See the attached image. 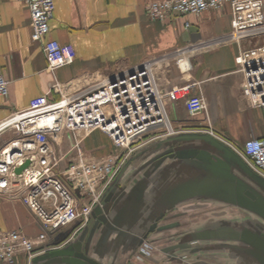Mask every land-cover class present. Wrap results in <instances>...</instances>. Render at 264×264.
I'll list each match as a JSON object with an SVG mask.
<instances>
[{
    "label": "crops",
    "instance_id": "0c3cea01",
    "mask_svg": "<svg viewBox=\"0 0 264 264\" xmlns=\"http://www.w3.org/2000/svg\"><path fill=\"white\" fill-rule=\"evenodd\" d=\"M53 1L54 10L48 21L46 39L70 45L73 47V56L66 64L51 70L42 44L31 39L27 5L19 0H0V74L9 82L7 97H0V123L13 112L28 108L34 98L45 96L48 100L57 101L104 77L153 60L154 73L162 91L175 85L192 84L191 93L202 96L206 104L205 111L191 115L182 99L166 100L168 116L176 132H197L199 128L211 126L217 135L227 141L242 140L248 136L245 125L251 117L248 111L251 105L243 95V74L237 70L235 63L239 46L236 41L224 39L231 31L232 14L228 5L221 9L205 10L200 15L174 13L163 20L152 21L146 14V5L153 0ZM186 21L189 22L187 28ZM189 27H196L198 32L190 33ZM251 44L253 41L247 39L241 40L240 45ZM177 59L182 61L177 62ZM165 135L163 128L150 130L147 135L149 141L134 151L128 158L131 159L129 164L124 169L125 163L122 165L103 193L105 196L122 172L115 184L114 196H117L115 201L107 204V212L112 219L118 217L125 231L139 229L132 221L139 212L133 207V184H139L143 179L148 167L145 163L166 148L151 153L145 149L148 144ZM14 136L13 130L0 129V148ZM72 136L70 131L59 133L57 140L62 151L70 149ZM83 147L92 156H103L115 150L112 141L100 130L92 131L84 139ZM68 160L67 157L62 162L64 167ZM162 164L149 177L150 184L144 191L140 216L135 221L137 223H141L144 214H150L151 217L158 215L162 208L159 200L164 190L189 175L174 160L168 159ZM192 202L188 200L164 209L155 227L163 225L168 228L174 225L175 221L169 222L171 219L168 218L177 212L191 211ZM94 219L90 218L85 230L73 224L49 235L45 250L37 254L62 247L70 240L75 243L79 241L83 250ZM161 220L164 223L158 225ZM13 229L29 237L43 231L41 222L18 197L0 195V230ZM94 231L90 239V251L98 254L102 264H110L113 259V264H130L127 259H134L136 251L132 238L122 236L118 239L113 233L108 238H102L99 233L101 227ZM30 262L24 255H19L15 264Z\"/></svg>",
    "mask_w": 264,
    "mask_h": 264
},
{
    "label": "built area",
    "instance_id": "2783aa9c",
    "mask_svg": "<svg viewBox=\"0 0 264 264\" xmlns=\"http://www.w3.org/2000/svg\"><path fill=\"white\" fill-rule=\"evenodd\" d=\"M30 12L31 39L42 44L51 70L70 61L73 47L55 39H46L54 10L53 0H19ZM230 8L231 31L224 39L236 41L237 70L243 74L242 91L251 106L264 107V0H153L146 5L152 21L177 13L200 15L208 9ZM189 22H185V27ZM253 44L242 46L241 40ZM177 59V62H181ZM148 60L104 77L84 89L64 95L57 101L40 96L28 108L13 112L0 123V129H11L15 136L0 148V195L18 197L41 222L43 231L29 237L19 230H0V262L15 264L19 255L28 262L45 250L49 235L73 224L84 226L125 161L149 139L152 129L164 134L173 129L166 100L182 99L187 111L197 115L206 110L204 98L191 93L192 84L175 85L162 91ZM8 80L0 74V97H7ZM100 130L112 141L115 150L103 156L88 155L84 139ZM72 133V145L62 151L58 135ZM226 142L255 172L264 177V133L243 140L241 147ZM69 158L65 167L62 162ZM29 163L20 173L17 167ZM150 253L146 242L138 250ZM138 258V259H139Z\"/></svg>",
    "mask_w": 264,
    "mask_h": 264
},
{
    "label": "water",
    "instance_id": "95a60500",
    "mask_svg": "<svg viewBox=\"0 0 264 264\" xmlns=\"http://www.w3.org/2000/svg\"><path fill=\"white\" fill-rule=\"evenodd\" d=\"M188 31L198 32L196 27H189ZM193 41H195L194 36ZM163 148L166 149L157 152V155L145 163L148 167L143 173L141 182L133 184L132 193L135 199L133 207L139 212L132 221L139 228L137 231H125L121 228L118 217L112 219L111 215L108 216L107 204L115 201L117 196V194L114 196L115 184L122 173L120 172L113 182V187L106 192L97 205L93 206L92 217L95 221L88 233L84 249L82 250L79 246V241L75 243L70 240L62 247L33 256L30 263L102 264L98 260V254L96 255L93 250L90 251V239L96 228L101 227L102 231L99 233L102 238H108L112 233L118 239L128 236L134 240L136 247V244L144 240L147 230L155 227L164 209L167 210L188 200H214L230 204L254 214L264 222V177L251 169L226 142L205 131H178L148 144L145 150L151 153ZM168 159L182 166L181 168L188 171L189 175L185 179L178 180L173 187L164 190L165 193L159 200L162 208L158 215L151 217L150 214H144L145 217L141 219V223L135 222L140 216L144 191L150 184L149 177ZM130 161L131 159H127L122 169ZM28 163L29 161L26 160L22 166L14 169L15 173H20ZM89 224L86 223L82 229L88 228ZM189 238L188 242L172 248H191L194 242L221 241L218 247L231 250L241 258L250 260L251 263L255 261L264 264V227L260 224L253 225L251 222L232 224L222 221L214 228L204 226L193 231ZM193 250L199 249L195 247ZM113 260L110 264H113Z\"/></svg>",
    "mask_w": 264,
    "mask_h": 264
},
{
    "label": "rangeland",
    "instance_id": "374dc122",
    "mask_svg": "<svg viewBox=\"0 0 264 264\" xmlns=\"http://www.w3.org/2000/svg\"><path fill=\"white\" fill-rule=\"evenodd\" d=\"M246 45V43H245ZM249 121L245 125L248 136L244 139H235L230 141L235 146L241 147V141L249 138L262 135L264 132V107L263 106H250ZM224 134V133H222ZM199 201V202H197ZM191 205L192 210L187 212H177L173 216L175 222L180 223V226L172 225V231H155V228L147 230V237H151L148 240L156 243L157 246L165 245L164 243H178L188 242L189 236L193 231L190 229H196L201 227H213L220 224L222 221L232 224L251 222L252 224H260L264 227V222L257 218L254 214L241 209L239 207L224 204L218 201L212 200H193ZM182 217L181 219H179ZM185 218V219H183ZM162 221V220H161ZM164 223V221H162ZM145 239L140 244H136V251L133 254V258H128L127 262L130 264H252L250 260L241 258L238 254H234L231 250L218 247L221 241H202L194 242L192 247L189 248H177L172 252V256H164L156 250L150 247L151 252L147 255L140 254L138 256V250L143 242L149 244ZM155 245V244H154ZM155 245V246H156ZM197 247L199 250L194 251ZM178 257V258H177ZM139 258V259H138ZM159 262V263H158Z\"/></svg>",
    "mask_w": 264,
    "mask_h": 264
},
{
    "label": "flooded vegetation",
    "instance_id": "af4514ba",
    "mask_svg": "<svg viewBox=\"0 0 264 264\" xmlns=\"http://www.w3.org/2000/svg\"><path fill=\"white\" fill-rule=\"evenodd\" d=\"M92 214H93V211L91 212L90 218L92 217ZM90 218H89V220H90ZM181 218H182V217H180L179 219H181ZM168 219H171V221H169V222L175 221V220H173V216L170 217V218H168ZM168 219H167V220H168ZM167 223H168V222H167ZM159 224L162 225V224H163L162 221L158 222V225H159ZM254 224H255V223H254ZM254 224H253V225H254ZM175 225H176V226H180V223H178V222L176 223V222H175V223H174V226H175ZM171 227H172V226H171ZM171 227L166 228V227H163V225H162V227H159V228H158V227H155V231H172L171 229H173V228H171ZM173 230H174V229H173ZM196 230H199V229H190L189 231H196ZM149 238H151V237H147V235H145L144 240L146 239L147 242H148V241H151V240H148ZM156 243H158V242H155V241H154V242H152V241L149 242V244H148V245H149V249H150V247H151V248H152V252H154L153 249H156V250L161 254V256H162V255H164V256H167V255H168V256L170 257V256L173 255L172 252H174V251L177 250V248L173 249L172 247H174V246H178V245H181V244H184V243H186V242H183V243H182V242H178V243H176V242L174 243V242H173V243H172L171 240H170V243L167 244V242H166V243H164L165 245H163V246L161 245V247L157 246ZM154 244H155L156 246H155ZM150 252H151V250H150ZM171 254H172V255H171ZM173 256H174V255H173ZM177 258H178V257H177ZM158 263H159V262H158ZM252 264H259V263L254 261V263H252Z\"/></svg>",
    "mask_w": 264,
    "mask_h": 264
}]
</instances>
